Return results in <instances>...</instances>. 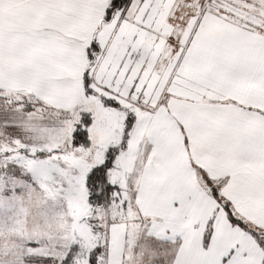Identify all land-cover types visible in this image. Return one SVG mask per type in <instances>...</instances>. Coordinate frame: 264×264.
<instances>
[{"label": "snow or ice", "instance_id": "obj_1", "mask_svg": "<svg viewBox=\"0 0 264 264\" xmlns=\"http://www.w3.org/2000/svg\"><path fill=\"white\" fill-rule=\"evenodd\" d=\"M0 264H264V0H0Z\"/></svg>", "mask_w": 264, "mask_h": 264}]
</instances>
